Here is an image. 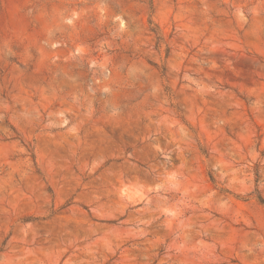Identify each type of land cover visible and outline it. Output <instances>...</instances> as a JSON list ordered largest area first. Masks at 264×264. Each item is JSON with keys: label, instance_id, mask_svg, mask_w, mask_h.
Masks as SVG:
<instances>
[{"label": "rangeland", "instance_id": "374dc122", "mask_svg": "<svg viewBox=\"0 0 264 264\" xmlns=\"http://www.w3.org/2000/svg\"><path fill=\"white\" fill-rule=\"evenodd\" d=\"M264 0H0V264H264Z\"/></svg>", "mask_w": 264, "mask_h": 264}, {"label": "trees", "instance_id": "16d2710c", "mask_svg": "<svg viewBox=\"0 0 264 264\" xmlns=\"http://www.w3.org/2000/svg\"><path fill=\"white\" fill-rule=\"evenodd\" d=\"M258 201H259L260 204H262V205L264 204V201H263V199L261 197H258Z\"/></svg>", "mask_w": 264, "mask_h": 264}]
</instances>
